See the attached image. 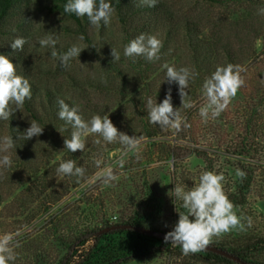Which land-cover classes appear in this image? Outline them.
<instances>
[{
	"label": "rangeland",
	"instance_id": "obj_1",
	"mask_svg": "<svg viewBox=\"0 0 264 264\" xmlns=\"http://www.w3.org/2000/svg\"><path fill=\"white\" fill-rule=\"evenodd\" d=\"M223 1L220 6L216 0H157L158 11L156 6L145 11L136 1L133 15L112 5L107 25L81 18L87 37L77 33L71 19L52 11L51 0H19L9 11L0 24V53L11 55L17 73L29 79L32 89L37 85L42 97L79 106L85 120L107 113L119 131L138 142L127 151L118 141L109 143L92 133L84 137L83 151L69 152L64 139L71 138V125L64 130L50 123L37 145L5 153L7 135L0 132V155L12 158L10 167H0V237H14L10 247L16 257L9 264H61L72 254L74 264L92 248L86 264H102L108 250L118 257L113 264H240L201 251L184 255L176 244L128 230L98 237L105 227L142 216L167 233L178 213L186 211L174 198V187L196 186L206 170L223 174L224 191L241 220L210 243L264 239V0ZM155 16L158 25H148L147 31L145 20ZM215 18L216 25L205 23ZM185 20L200 24L199 38L208 39L209 45L188 48ZM141 33L162 41L159 59L124 55L125 45ZM48 34L57 39L58 53L72 44L88 47L80 61L73 59L65 67L52 57V48L39 45L38 39ZM16 37L27 41L22 51L10 47ZM112 49L120 54L118 60H113ZM227 64L242 69L244 83L218 117L205 121L199 115L207 103L203 83L217 66ZM165 65L193 72L185 98L192 108L182 104L178 86L165 80ZM169 89L174 108L190 126L177 130L149 121L148 100L161 102ZM70 159L84 168L83 176L57 171ZM106 169L115 179L103 175ZM237 170L245 176H237ZM100 246L106 248L101 255L96 252ZM128 248L138 253L124 261ZM261 250L257 259L264 263V244Z\"/></svg>",
	"mask_w": 264,
	"mask_h": 264
},
{
	"label": "clouds",
	"instance_id": "obj_2",
	"mask_svg": "<svg viewBox=\"0 0 264 264\" xmlns=\"http://www.w3.org/2000/svg\"><path fill=\"white\" fill-rule=\"evenodd\" d=\"M149 6H154L157 0H146ZM63 10L67 14L74 13L77 17H87L88 21L95 26L107 25L111 21L113 7L111 0H67ZM261 11H264L262 9ZM83 39V37H81ZM24 37H16L10 47L16 52L22 51L26 43ZM41 47L52 48L51 55L56 58L60 65L67 67L73 59H78L82 50L88 46L72 44L65 52L58 53L55 50L57 39L52 34L45 35L38 39ZM95 47V45H92ZM163 44L156 36L141 33L130 40L124 47V55L135 60L136 57H143L152 62L159 59V53ZM113 60H118L120 54L112 49ZM10 54L0 53V120H8L16 110H20L26 99L32 95V85L29 79L18 74L16 64L10 58ZM80 61V60H79ZM166 79L169 84L175 83L178 86L182 104L185 108H192L194 105L185 98L188 93L190 79L193 72L187 67L179 69L165 65ZM242 69L232 64L217 66L215 71L205 79L203 93L207 103L200 107L199 115L206 121L209 116L218 117L228 106L231 99L236 95L244 81L240 77ZM59 111L58 117L66 125H71L73 131L70 139H64V147L69 152L83 151L85 148L84 137L87 134H99L104 141L109 143L118 141L125 146L127 151L137 148L138 142L119 131L113 124L109 115L95 114L85 120L80 114L79 106L67 103L65 99L57 100ZM149 121L162 126H172L177 130L183 124L188 127L187 121L182 119L179 112L172 103L171 89L167 91L164 99L157 103L148 100ZM15 106V111L11 107ZM43 126L36 121H30V126L23 132V140L40 136L43 133ZM99 142V141H97ZM3 152L16 147L13 136L3 138ZM121 166L123 160L120 161ZM12 158L8 154L0 155V167H10ZM57 171L68 176H83L84 168L77 165L75 160L61 162ZM108 179H115L111 169L103 173ZM237 176L244 177L245 173L237 170ZM224 176L210 170L204 171L199 177V183L185 190L184 187L175 186L173 196L182 202V208L186 211L179 212L178 220L170 231L164 236L166 243L178 244L181 246L184 255L203 251L210 243L211 237L229 232L240 225L241 220L234 211V205L228 198L223 188ZM251 223V221H249ZM14 237L5 234L0 237V264H9L15 260L13 249L10 247Z\"/></svg>",
	"mask_w": 264,
	"mask_h": 264
},
{
	"label": "trees",
	"instance_id": "obj_3",
	"mask_svg": "<svg viewBox=\"0 0 264 264\" xmlns=\"http://www.w3.org/2000/svg\"><path fill=\"white\" fill-rule=\"evenodd\" d=\"M18 1L19 0H0V24H1V22H3V20H5L6 16L9 14V11L15 6V4ZM136 1H139L138 5L141 6L142 8H144L145 11H147L150 8L152 9V6H148L146 4L141 5V3L144 0H111V3L113 6H115L114 8L116 9V11H118L120 13H121V11H124V13H129V15H133L132 10H133V7L135 6ZM216 1L218 4H220V6L224 2L223 0H216ZM65 3H67V0H51L52 11H54V12L58 11V12L62 13L63 15H65L67 18L71 19L74 22L75 26L77 27V33H81L83 36H85L86 32H85L84 26L82 25V21H81L82 17H77L74 13H72V14L65 13L63 10V6ZM155 6L157 9L158 6L156 5V3L154 5V7ZM157 11H158V9H157ZM83 18L87 19L86 16ZM217 21L218 20L216 18H215V21L210 20V19H206L205 23L216 25ZM153 23H154V25H158L159 18H157V16H155V18L152 17V18H147L145 20L144 27L147 28V31H148V29H150L148 27V25H152ZM199 25L194 23L192 20H185V23L183 24V27H184L183 31L185 33L184 36L186 38V41L188 42V48H192V50H194V51L195 50L197 51L199 49V47H203L206 44L209 45V42L207 41L208 39L199 38L200 31H202V30H197L199 28L198 27ZM85 37H87V36H85ZM86 39H88V38H86ZM33 86L35 88L32 89L31 98L25 100L23 107L20 110L15 111V106L11 105V107L15 111L13 116L9 119V121L8 120H0V132H2L3 134H5L7 136H13V139L15 140L16 147H19L20 149L25 148V149L29 150L32 146H35L39 143V137L40 136H38V137L34 136L31 139L23 140V135H24L23 131L27 127L30 126V121H36L43 127H47L50 123H54L55 125L59 126L58 128L62 127L64 130H67L66 128H68V127H65V122L60 120L58 117V111H59V106L57 103L58 99L52 98L51 95H49L47 98L42 97L40 89L38 88L39 86H37V85H33ZM17 143H19V144H17ZM234 199H237V198L234 196V198L232 200H234ZM148 223H149L148 220H146L145 217L142 216L141 218H136V217L132 218V221H130L128 223H122V224H129L132 226H141V227L148 228V229H151L154 231H160L154 227H151L150 225H148ZM120 230H122V231L128 230V231L137 233L138 235H140L142 237L154 238V239L160 241L162 244H171V243H166L164 241V238L157 237V236L150 235V234H146V233H143L140 231H136L132 228H124V229L118 228V229L109 230V231H106V232L99 234L100 236H98V237L101 238L105 235H108V234H111V233H114V232L120 231ZM161 232H163V231H161ZM163 233L166 234V232H163ZM86 240L87 239H82L81 243H84ZM263 244H264V239L262 236H255V237L253 236L247 240H244L242 243L237 242V241L233 242V241H225V240L224 241L213 240L208 245L223 248V249L227 250L228 252H231L234 255L238 256L242 261H244L246 263L264 264L263 262H259L257 259L258 253H260L262 251L261 246ZM176 245H178V244H176ZM178 246L181 247L180 245H178ZM92 250H93V248L89 249L90 252L86 253L85 256H83L80 260H77L76 262L74 261L72 263H74V264H86V262L89 263L90 262L89 257L91 255ZM126 250L127 251L124 253V257H125L124 261L126 260V258L128 259V257H130L132 255H136L138 253L135 250V248H133V250L131 248H128ZM101 251L102 252L106 251V248L104 250V247L100 246L96 250L97 254H99V255L102 254ZM201 252H203L206 256H209V257L216 259V260H219V261H224V262L234 261L228 257L222 256V255L217 254L215 252H212L210 250L204 249ZM106 254H105L106 256H104V259L102 260L103 263L101 262L102 264H113L114 261L116 259H118V257H116L115 253H113V255H112V250L106 251ZM73 255L74 254L67 257L61 264H70L71 258L73 257ZM234 262H236V261H234Z\"/></svg>",
	"mask_w": 264,
	"mask_h": 264
},
{
	"label": "water",
	"instance_id": "obj_4",
	"mask_svg": "<svg viewBox=\"0 0 264 264\" xmlns=\"http://www.w3.org/2000/svg\"><path fill=\"white\" fill-rule=\"evenodd\" d=\"M118 228H121V229L132 228L136 231H140V232L150 234V235H154V236L161 237V238H164V236H165V233H163L161 231H154V230L144 228L141 226H132L129 224H114V225H111V226H108V227H105V228L99 230L98 233L101 234L103 232L113 230V229H118ZM205 250H210V251L215 252L217 254H220L222 256L228 257V258H230L236 262H239L240 264H250V263H246V262L242 261L238 256L234 255L233 253L228 252L227 250H225L223 248H219L217 246L208 245L205 248Z\"/></svg>",
	"mask_w": 264,
	"mask_h": 264
}]
</instances>
